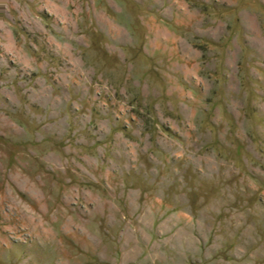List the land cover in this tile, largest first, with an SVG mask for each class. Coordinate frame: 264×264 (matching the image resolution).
Listing matches in <instances>:
<instances>
[{
	"label": "rangeland",
	"instance_id": "1",
	"mask_svg": "<svg viewBox=\"0 0 264 264\" xmlns=\"http://www.w3.org/2000/svg\"><path fill=\"white\" fill-rule=\"evenodd\" d=\"M0 264H264V0H0Z\"/></svg>",
	"mask_w": 264,
	"mask_h": 264
}]
</instances>
